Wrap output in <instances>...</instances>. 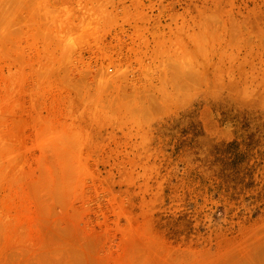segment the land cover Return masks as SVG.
<instances>
[{
  "label": "rangeland",
  "instance_id": "obj_1",
  "mask_svg": "<svg viewBox=\"0 0 264 264\" xmlns=\"http://www.w3.org/2000/svg\"><path fill=\"white\" fill-rule=\"evenodd\" d=\"M0 264H264V0H0Z\"/></svg>",
  "mask_w": 264,
  "mask_h": 264
},
{
  "label": "bare ground",
  "instance_id": "obj_2",
  "mask_svg": "<svg viewBox=\"0 0 264 264\" xmlns=\"http://www.w3.org/2000/svg\"><path fill=\"white\" fill-rule=\"evenodd\" d=\"M56 1V0H55Z\"/></svg>",
  "mask_w": 264,
  "mask_h": 264
}]
</instances>
